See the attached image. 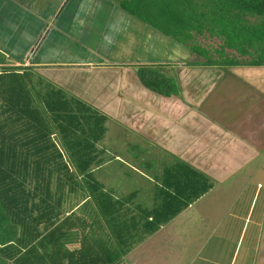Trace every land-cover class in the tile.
Masks as SVG:
<instances>
[{"label": "crops", "instance_id": "1", "mask_svg": "<svg viewBox=\"0 0 264 264\" xmlns=\"http://www.w3.org/2000/svg\"><path fill=\"white\" fill-rule=\"evenodd\" d=\"M182 49L111 0H0V67H30L42 91L52 81L70 86L73 95L112 118L90 167L109 195L102 202L109 216H101L88 196H66L60 221L74 212L82 218L68 226L80 227L49 234L52 228L42 224L41 236L50 240L36 244L35 260L7 258L0 264H62L50 253L76 246L79 231L92 238L87 241L92 264H111L116 256L117 264H142L160 250H196L191 262L200 258L203 246L187 240L190 245L175 249L170 242L179 235H200L190 228L199 214L195 206L215 181L264 154V66H189L190 49H184L187 60L175 56ZM141 64L174 68L169 75L179 92L164 96L147 88L138 75ZM90 75L103 80L90 81ZM114 159L133 170L134 190L117 187L109 171L103 180L97 178L95 172ZM207 181L212 188L189 201ZM176 185L186 189L181 199L173 197ZM204 218L212 229L215 221ZM113 232L117 255L103 244Z\"/></svg>", "mask_w": 264, "mask_h": 264}, {"label": "trees", "instance_id": "2", "mask_svg": "<svg viewBox=\"0 0 264 264\" xmlns=\"http://www.w3.org/2000/svg\"><path fill=\"white\" fill-rule=\"evenodd\" d=\"M111 1L190 49L194 58L189 66H264V0ZM162 67L138 65L140 80L161 95L177 94V80ZM0 68V259L35 260L36 244L50 240L41 236L42 224L52 228L49 234L80 227L68 226L82 218L74 212L60 221L66 196H88L96 201L101 216H109L102 205L109 195L90 170L108 117L61 88L42 91L30 67ZM211 188L207 181L190 193L189 201ZM174 190L178 199L186 191L180 185ZM81 233L76 246L64 241L66 247L51 257L57 255L62 264H92L91 237ZM112 234V240L103 244L117 255L118 237ZM117 257L111 264H117Z\"/></svg>", "mask_w": 264, "mask_h": 264}, {"label": "rangeland", "instance_id": "3", "mask_svg": "<svg viewBox=\"0 0 264 264\" xmlns=\"http://www.w3.org/2000/svg\"><path fill=\"white\" fill-rule=\"evenodd\" d=\"M174 43L176 47L182 46L173 40ZM184 49L189 51L186 47ZM184 49L175 55L176 58L187 60ZM191 53L190 59H193L194 54L192 51ZM170 69L174 68L166 65L161 68L166 74L171 72ZM91 79L103 80L101 76L96 75L91 76L90 81ZM34 81L36 82L35 78ZM216 82L219 84L218 79ZM55 83V81L50 82V86L63 89L68 96L82 99L83 96L73 95L70 86L61 87ZM95 88L94 92H99L98 87L95 86ZM100 111L108 119H112L111 116ZM106 171L115 175L113 179L117 187L122 184L127 192L136 188L137 180L129 178L131 176L129 172L132 174L133 170L129 166L121 165L118 159L112 160L110 166L102 165L95 174L97 178L103 180L106 177ZM146 192L144 190L143 195L147 194ZM195 209L199 214L196 220L192 221L190 228L192 234L200 235L175 236L170 245L175 249L190 244L197 247L201 245L203 252L198 254L200 258L191 262L196 255V250H189V253H181L180 250H160L151 253V258L144 259L142 264H264V154L256 156L249 166H244L239 172L232 173L228 179L215 181L214 189L195 206ZM206 215L209 218L212 217L213 222L215 221L212 229L205 225Z\"/></svg>", "mask_w": 264, "mask_h": 264}]
</instances>
